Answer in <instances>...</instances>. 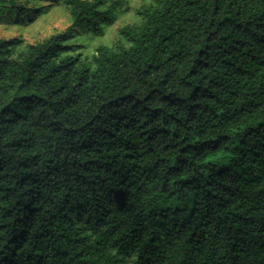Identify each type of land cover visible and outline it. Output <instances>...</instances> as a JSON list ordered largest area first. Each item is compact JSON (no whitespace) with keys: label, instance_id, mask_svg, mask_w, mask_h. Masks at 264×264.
I'll list each match as a JSON object with an SVG mask.
<instances>
[{"label":"trees","instance_id":"16d2710c","mask_svg":"<svg viewBox=\"0 0 264 264\" xmlns=\"http://www.w3.org/2000/svg\"><path fill=\"white\" fill-rule=\"evenodd\" d=\"M44 1L66 31L0 38V264H264V0H154L91 58L119 1Z\"/></svg>","mask_w":264,"mask_h":264},{"label":"rangeland","instance_id":"374dc122","mask_svg":"<svg viewBox=\"0 0 264 264\" xmlns=\"http://www.w3.org/2000/svg\"><path fill=\"white\" fill-rule=\"evenodd\" d=\"M117 1H119V6L116 20L113 24L106 26L103 35L95 36L82 30L74 32L71 41L74 44V51L82 52L85 57L91 58L102 44L117 48L129 45L121 30L126 26L141 24L143 16L140 10L153 3L154 0ZM20 3L24 2L20 1ZM40 5L43 7L31 13L30 19L22 24L17 23L16 15H11L8 10L5 14H0V38H19L22 39L23 45H27L64 32L71 26L70 14L64 5L44 0L40 1ZM210 160L218 162V157H212Z\"/></svg>","mask_w":264,"mask_h":264}]
</instances>
